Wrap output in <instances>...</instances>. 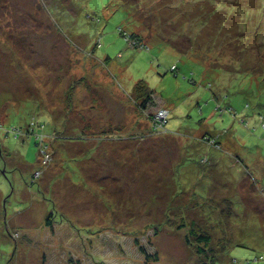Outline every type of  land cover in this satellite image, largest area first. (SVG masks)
<instances>
[{"label": "rangeland", "instance_id": "rangeland-1", "mask_svg": "<svg viewBox=\"0 0 264 264\" xmlns=\"http://www.w3.org/2000/svg\"><path fill=\"white\" fill-rule=\"evenodd\" d=\"M0 264H264V0H0Z\"/></svg>", "mask_w": 264, "mask_h": 264}, {"label": "trees", "instance_id": "trees-1", "mask_svg": "<svg viewBox=\"0 0 264 264\" xmlns=\"http://www.w3.org/2000/svg\"><path fill=\"white\" fill-rule=\"evenodd\" d=\"M134 39H135L134 42H132V45L133 46H135V47H137V46L138 47L143 46L144 47V45L137 43V42L140 41V39L137 36H134ZM136 86L137 87L135 89V94L137 95V97L138 96H139L138 98L146 97V100L144 102L150 101L152 103V106H154L155 104L153 102V97H152L151 93H149V91L147 90V88L145 86H143L142 83H139ZM51 224H52V218L49 217L46 220V225L47 226H50ZM193 234L195 235L196 233L193 232ZM195 236H197L196 237V241H197V243H199L198 246H201V244H205L206 243L207 238L205 236L202 237V236H198L197 234ZM200 252H201V249H200L199 253Z\"/></svg>", "mask_w": 264, "mask_h": 264}, {"label": "built area", "instance_id": "built-area-1", "mask_svg": "<svg viewBox=\"0 0 264 264\" xmlns=\"http://www.w3.org/2000/svg\"><path fill=\"white\" fill-rule=\"evenodd\" d=\"M161 117H162V115H161Z\"/></svg>", "mask_w": 264, "mask_h": 264}]
</instances>
